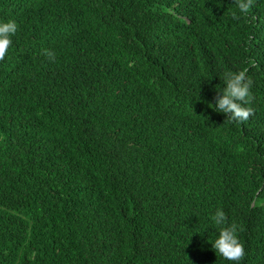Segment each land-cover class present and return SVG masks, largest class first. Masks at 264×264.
<instances>
[{"label": "trees", "instance_id": "obj_1", "mask_svg": "<svg viewBox=\"0 0 264 264\" xmlns=\"http://www.w3.org/2000/svg\"><path fill=\"white\" fill-rule=\"evenodd\" d=\"M10 19L0 264H233L217 209L264 264V0H0ZM240 71L243 121L214 110Z\"/></svg>", "mask_w": 264, "mask_h": 264}, {"label": "clouds", "instance_id": "obj_2", "mask_svg": "<svg viewBox=\"0 0 264 264\" xmlns=\"http://www.w3.org/2000/svg\"><path fill=\"white\" fill-rule=\"evenodd\" d=\"M248 5L241 3L239 8L242 12L247 11ZM19 30L15 20H0V60L5 58L10 46L13 44V37ZM44 55L49 60H54V53L44 50ZM224 94L215 101L214 110L223 113L233 120H246L252 112L251 107H246L252 101L250 93L251 81L247 79L246 71L227 72L223 74ZM219 88V87H217ZM211 222L218 230V235L213 241L212 248L226 260L233 264H241L245 256V248L239 239L238 227L235 223H229L224 210L217 209L211 217Z\"/></svg>", "mask_w": 264, "mask_h": 264}]
</instances>
